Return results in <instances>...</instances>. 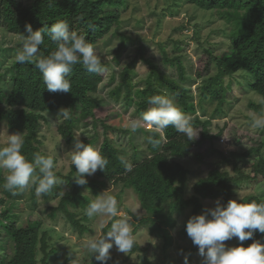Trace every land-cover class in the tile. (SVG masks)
Instances as JSON below:
<instances>
[{"label": "trees", "instance_id": "trees-1", "mask_svg": "<svg viewBox=\"0 0 264 264\" xmlns=\"http://www.w3.org/2000/svg\"><path fill=\"white\" fill-rule=\"evenodd\" d=\"M200 9L214 10L226 27L228 50L220 56H214L210 48L204 49L203 68L195 73V79L201 80L198 85V102L209 100L216 103V111L226 100L231 82H226L235 73L245 74L246 84L250 91L255 92L264 100V0H186ZM127 0H32L22 4L17 0H0V28L23 37L27 35L26 24H31L36 30L51 26L57 21H66L72 31L83 35L94 46L111 30L119 37L116 48V58L120 57L129 37L118 31L121 24L120 10L126 7ZM57 45L47 36L40 46V54L47 56ZM164 61L175 65L177 77L173 78L160 71L158 66L144 57V47L139 46L137 55L148 65L149 73L141 87L132 79L135 60L127 63L120 73L118 83L108 92L110 99L121 103L126 109L133 107L135 116L141 117L149 107L148 100L157 94H167L174 98L182 111L192 117V126L200 127V139L189 141L187 136L178 133L174 127L157 132L154 129H139L147 137L146 150L148 154L136 160L137 149L132 154L133 163L126 159V153L108 136V131L122 130L112 128L110 120L116 116L112 105L97 94L98 85L103 80L102 73H89L81 64L73 68L70 77L71 91L49 92L45 87L42 74L34 63H18L15 59L10 67L11 87L8 91L0 86V123L24 138L22 152L31 160L35 153L48 155L41 150L38 130L45 113H56L61 107L69 108L71 118L63 119L57 126V133L68 144L74 143V129L77 121L83 125H92L94 129L99 124L103 131L102 139L99 132L94 131L90 138H80L84 143L102 146V151L108 159V165L98 169L87 185H78L74 180L75 166L70 164L67 175H60L67 180L68 189L61 191L55 186L52 191L59 196L58 205L52 209L54 213L61 210L74 224L78 223L75 213L69 209L76 205L87 208L92 198L83 193V188H90L93 196H97L107 184L120 183L132 189L137 196L141 210L146 215L142 222L149 225L151 233H161L167 236L166 227H174L177 217L184 208L192 206V215L200 214L201 200L220 199L226 205L234 193L233 183L246 179L249 182L264 180V142L257 146L232 155L247 159L252 174H244L233 157L220 154L221 162L230 164L236 172L234 178L229 172L211 168L206 175L196 180L192 185L193 194L186 198L185 187L188 181V169L179 159L193 156L191 150L201 141L212 142L216 136L208 130L211 120L202 119L196 114L191 91L185 85L186 73L179 56L169 58L162 48ZM103 68L105 63L101 62ZM214 63L216 72L209 73L210 65ZM249 108L261 113L264 104L248 103ZM150 139L160 141L153 145ZM200 160V154L194 155ZM4 175L0 169V225L10 235L14 244L11 256L0 260V264H38L37 251L43 253L42 263L50 264L48 257L54 249H49L47 234H39L38 222L30 221L24 227L16 224V214L11 213L12 205L21 200L26 192L15 194L3 189ZM245 201H264V196L248 195ZM111 227L109 222L102 230L106 233ZM260 240L264 243V233L256 231L252 239L243 242L246 247ZM241 242L237 239L234 246ZM136 247V244H134Z\"/></svg>", "mask_w": 264, "mask_h": 264}, {"label": "rangeland", "instance_id": "rangeland-1", "mask_svg": "<svg viewBox=\"0 0 264 264\" xmlns=\"http://www.w3.org/2000/svg\"><path fill=\"white\" fill-rule=\"evenodd\" d=\"M22 4H28L32 0H17ZM121 24L118 31L125 34L128 40L125 48L118 59L116 48L119 44V37L115 30H111L100 39L96 45L95 52L106 65L102 82L98 85L97 94L106 102L112 105L116 111L114 119L109 124L112 128L122 130L108 131L117 146L126 153L127 161L132 164L134 148L137 149L136 160L145 157L147 137L138 128L131 130V124L138 121L140 117L135 116L133 107L125 108L121 103L113 102L108 92L118 83L123 67L132 60L133 82L141 87L149 73L148 65L137 55L139 46L144 47V57L155 63L160 71L168 76L176 78L177 70L175 65L166 63L162 48L169 58L179 56L185 69L187 81L193 102L196 106V114L202 119H210L208 126L209 133L216 136L210 142L201 141L193 146L191 154L179 159L188 169V181L185 187V197L193 194L192 185L199 178L206 175L211 168L225 170L234 178L236 172L230 164L221 162L220 154L233 157L244 174H252L247 159L232 155V152L241 153L252 146L264 142V129L252 127L253 115H260L254 109L249 108L248 103L258 104L261 101L259 95L250 91L246 84L243 72L235 73L226 82H231L227 97L220 110L216 111V103L209 100L198 102V85L201 80L195 79V73L203 68L204 49L210 48L213 55L220 56L228 50V38L224 22L219 19L214 10L200 9L186 0H127L126 7L120 10ZM22 37L9 33L0 28V86L8 91L11 87L10 67L16 59V54L21 50ZM216 66L212 63L209 73L214 74ZM264 111V107L263 110ZM57 113H45V119L41 120L38 130V138L41 142L42 152L54 157V172L57 178L62 181L59 186L64 192L68 189L67 180L60 175H67L70 170V151L74 143L68 144L57 133V126L64 119L58 117ZM144 129H153L149 125L141 126ZM97 130L102 139V127L98 124L94 129L92 125L85 126L80 121L75 124L74 134L79 138H90ZM194 131L199 132L196 140L200 139V127ZM161 132V130L159 131ZM16 134L11 132L5 123H0V147L6 144L7 138ZM200 154V160L194 156ZM264 155V149L262 151ZM2 170V169H1ZM6 174L5 170H2ZM92 176H87L89 181ZM234 193L231 199H238L248 195L264 196V180L258 179L249 182L246 179L233 183ZM83 193L93 199L102 193L114 196L118 201V213L116 217L88 218L85 215L86 208L79 205L69 209L75 213L77 222L74 224L66 215L52 209L59 203V196L53 191L42 195H36L35 186L26 190L21 200L15 202L11 207V213L16 214V224L24 227L27 222L35 221L39 225V234H47L49 249L53 253L48 257L50 264H100L95 256L90 255L84 243L87 239L101 235L103 228L111 222L128 217L132 227L136 247L127 253L119 252L115 245L110 249L111 259L107 264H202V257L199 254L198 246L194 245L186 232L187 220L192 216V206L184 208L177 217L174 227H166L167 236L161 233H151L149 225L142 222L146 215L141 210L137 196L132 189L122 184H107L101 189L97 196H93L90 188H83ZM215 200L203 199L202 210L206 207H214ZM220 200V199H219ZM222 203V201L220 200ZM237 238L233 237L225 241L226 246H234ZM14 251V244L10 235L5 231L4 225H0V260L5 261ZM43 253L37 251V263H42Z\"/></svg>", "mask_w": 264, "mask_h": 264}, {"label": "clouds", "instance_id": "clouds-1", "mask_svg": "<svg viewBox=\"0 0 264 264\" xmlns=\"http://www.w3.org/2000/svg\"><path fill=\"white\" fill-rule=\"evenodd\" d=\"M25 31L27 35L22 37L16 60L18 63H34L49 92L71 91L70 77L77 64H81L89 73L104 71L94 46L83 35L72 31L68 22L61 20L51 26L44 24L36 30L32 29L31 24H26ZM45 36L57 45L47 56L40 54ZM148 103L150 107L138 121L131 124L132 131L145 124L157 132L172 126L178 133L187 136L189 141L197 138L199 132L194 131L192 117L182 111L173 97L157 94L151 96ZM260 103L264 104V100ZM68 109L61 107L57 116L70 119ZM251 123L254 128L264 129V111L260 115H253ZM149 142L156 145L160 141L150 139ZM23 145V136L12 134L6 144L0 147V169L6 171L3 189L15 194L35 186L36 195L39 196L61 184L62 181L54 172V157L35 153L29 160L22 152ZM102 149V146L84 143L79 136L74 137L70 161L75 166L76 175L73 178L76 184L87 185V176L94 175L98 169L103 170L108 165ZM117 213L118 201L107 193L98 195L85 210V215L90 219L116 217ZM256 231L264 233V201H245L240 194L238 199H230L226 205L217 199L214 207H206L200 214L192 215L186 223L187 235L198 246L202 264H264V243L253 240L248 246L243 245L244 241L252 239ZM233 237L241 243L238 246H226L225 241ZM134 244L129 218L123 217L112 223L106 233L87 239L84 247L100 264H107L113 245L119 252L127 254Z\"/></svg>", "mask_w": 264, "mask_h": 264}]
</instances>
